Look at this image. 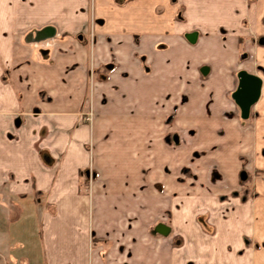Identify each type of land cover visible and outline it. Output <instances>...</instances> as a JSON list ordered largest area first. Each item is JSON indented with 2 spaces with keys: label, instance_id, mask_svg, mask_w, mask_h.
Segmentation results:
<instances>
[{
  "label": "crops",
  "instance_id": "obj_1",
  "mask_svg": "<svg viewBox=\"0 0 264 264\" xmlns=\"http://www.w3.org/2000/svg\"><path fill=\"white\" fill-rule=\"evenodd\" d=\"M45 27L57 34L47 51L25 41ZM87 34L91 52L75 44ZM88 52L96 68L111 56L118 64L94 83L90 129L75 116L88 109ZM239 71L261 80L255 119L243 126L227 97ZM260 71L264 0H0V196L37 203L41 264H264ZM57 88L44 117L38 94ZM179 89L189 96L177 125L198 131L175 148L160 142L159 123L177 115ZM18 102L40 110L37 125L16 114ZM42 119L54 123L52 142ZM42 147L60 161L37 155ZM177 162L193 175L178 181ZM88 163L90 198L78 175Z\"/></svg>",
  "mask_w": 264,
  "mask_h": 264
},
{
  "label": "rangeland",
  "instance_id": "obj_2",
  "mask_svg": "<svg viewBox=\"0 0 264 264\" xmlns=\"http://www.w3.org/2000/svg\"><path fill=\"white\" fill-rule=\"evenodd\" d=\"M36 32L37 31H35V33ZM35 33H33L32 35H28L30 39L28 40V38L26 37L27 39L25 41H27L28 43L34 46L36 44L40 45L39 49H44L46 51L52 47V45L54 44L53 42L55 41L54 38L57 35L55 31L53 30V33L50 36L44 37L43 39H40V40H36ZM76 43L82 47H86L87 50L91 52L94 41L92 40V38L89 37V34H87V35H84L81 41L75 40V44ZM89 52L87 54L88 64H87L86 82H85V91L87 92L86 98L89 102L87 104L88 109L85 111V110H82L83 108H80L82 111H80L79 113H76L75 116L77 118L76 120L77 123H79L80 125H86V127L90 129V125L93 122L92 117H93L94 111H93V103L89 99L91 98L92 93L95 92L94 83L98 82V80L101 79L100 78L101 74L106 76V74H109L111 71H113L115 67H117L118 64L116 63L115 58L111 56L108 62H106L105 64H102L104 68H99V67L96 68L95 67L96 65H94V62L92 61V55ZM40 54L42 55V57L45 59L46 62L51 63L50 61L52 59L49 54H46V53H40ZM260 72L261 74H264L262 71ZM71 74L72 73H70L69 70L67 71L65 70L64 73L63 72L60 73L59 77L61 79V82H63V80L65 79H68ZM196 76H198L200 79L205 77V75H202L200 72L197 73ZM236 87H237V84L235 82V87H234L233 92L235 91ZM113 90L117 91V89H113ZM53 91L55 92L54 94L52 91H50L52 92L51 94L52 96L46 94L45 92H40L38 94V98L40 99V101H42V103L48 104L47 108L55 105L52 103V101L53 99H55L56 95L63 94L62 89H59V88H57V90L53 89ZM15 93L17 96L18 92L15 91ZM176 96H177V102H178L176 105V114H177L178 113L177 110H179L178 107L183 106L188 102L189 95H187L183 91H180L179 89V90H176ZM227 97L233 102L231 98V94L227 95ZM102 103H104L103 100H102ZM32 105L34 106V103ZM17 106L18 107L15 109L16 114H21L22 117L34 119V121L31 120V122H34L33 125H37L38 123V121H36V118H38L37 114L41 113L38 108L34 107L30 111L23 112V110L19 106V102L17 103ZM81 107H83V104L81 105ZM53 110L54 109H50V108L47 109V111L43 113L44 114L43 116L44 117L51 116V113L53 112ZM237 112L238 114H236L234 111L233 115L234 116L236 115V118L240 126H243L249 123L248 121H253L255 119L252 115L253 113H252L251 108L249 110V116L245 120L240 118L239 110ZM177 117H178V114L175 115V117L172 115H169V116L164 117V119H161L159 123L160 124L159 125L160 126V137H159L160 142L162 144H167L175 148L185 143L188 138L196 137V134L198 131V127H196L197 124H193L192 128L184 127V123L177 125V121H178L176 119ZM174 118L176 119L175 121L176 128H175V125L173 124ZM41 122L48 124L47 128H50V130L48 129L47 138L49 139V142H52L50 140L56 139L57 134L53 133V129L51 128L53 125H50L51 120L42 119ZM51 124H54V123H51ZM170 125L171 127H169ZM33 142L35 144H38L39 138L33 137ZM90 146H91L90 142H87L85 144V150L88 153L90 152L89 151ZM53 147L56 148L55 145H53ZM194 151H197V150H194ZM37 153H38L37 155H40L42 158L48 157L49 159L53 160V163L55 161L59 162L61 159V157L57 156L58 154L55 153V151H50V150L47 151L44 149V147L39 148ZM50 153H52V155H50ZM197 153L198 152H195L193 154L196 155ZM93 170L94 169L92 168V165L88 163L87 167L78 173L80 177H83L84 175L86 179L85 184L83 188H81V190L83 194L88 196L89 198L91 196V193L93 192V187L97 179V174ZM176 170H177L178 181L184 179L185 177L193 175L191 168H188V167L186 168L185 166H182V165L180 166L178 165V162L176 163ZM241 174L244 175V172L242 171ZM262 176L264 177V174ZM2 188L3 187H0V189ZM5 191L6 190H4L3 192L5 193ZM241 191L243 192L247 191V183H244L242 185ZM37 206H38L37 203L31 198L19 199L18 197H15V198L11 197L6 193L5 195L0 196V264H41L42 259H41L40 252H39L38 237H37V227H38L37 226L38 216H37V209H36ZM163 216L165 217V219L161 220L162 222L157 225L158 227L156 226L157 228L159 227H163L165 229L167 228L168 211H165L163 213ZM203 219L204 218L202 216H198L197 217L198 223L200 224L204 223ZM152 229L154 230L155 233H157L155 227L153 228L148 227V231L150 233ZM164 232H167V231H164ZM176 246H178V241L176 242ZM87 250L89 252V248Z\"/></svg>",
  "mask_w": 264,
  "mask_h": 264
},
{
  "label": "water",
  "instance_id": "obj_3",
  "mask_svg": "<svg viewBox=\"0 0 264 264\" xmlns=\"http://www.w3.org/2000/svg\"><path fill=\"white\" fill-rule=\"evenodd\" d=\"M52 33L53 29L51 27H45L35 33V39H43L44 37L50 36ZM29 39L30 37L28 36V40ZM185 39L191 44L194 43L195 33L186 35ZM206 72L207 70L205 68L200 70L202 75H205ZM236 77L237 87L231 94V98L239 110L240 118L245 120L248 118L250 108L258 99L261 80L256 75L248 74L244 71H239ZM158 229L161 234L165 231V229L163 231V227H159Z\"/></svg>",
  "mask_w": 264,
  "mask_h": 264
},
{
  "label": "flooded vegetation",
  "instance_id": "obj_4",
  "mask_svg": "<svg viewBox=\"0 0 264 264\" xmlns=\"http://www.w3.org/2000/svg\"><path fill=\"white\" fill-rule=\"evenodd\" d=\"M195 39H196V34H195ZM186 40V39H185ZM187 41V40H186ZM188 42V41H187ZM195 42V41H194ZM189 43V42H188ZM191 44V43H190ZM193 44V43H192ZM237 75V74H236ZM236 79H237V77H236ZM234 103V102H233ZM249 116V115H248Z\"/></svg>",
  "mask_w": 264,
  "mask_h": 264
}]
</instances>
